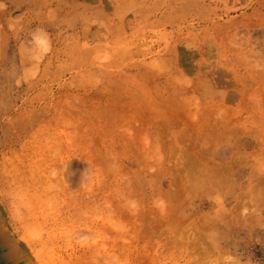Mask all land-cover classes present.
<instances>
[{
    "label": "rangeland",
    "instance_id": "obj_1",
    "mask_svg": "<svg viewBox=\"0 0 264 264\" xmlns=\"http://www.w3.org/2000/svg\"><path fill=\"white\" fill-rule=\"evenodd\" d=\"M0 228L5 264H264V0H0Z\"/></svg>",
    "mask_w": 264,
    "mask_h": 264
},
{
    "label": "bare ground",
    "instance_id": "obj_2",
    "mask_svg": "<svg viewBox=\"0 0 264 264\" xmlns=\"http://www.w3.org/2000/svg\"><path fill=\"white\" fill-rule=\"evenodd\" d=\"M21 175V173H19L17 176H15V177H13L12 179H13V184H12V186L10 185V189H8V192L9 193H11V196H12V198H13V201L15 202V203H17L16 205H17V213L20 215V218H21V220L23 221V223L26 225V230L27 231H36V229H35V227L33 226V224H32V219L31 218H33L32 217V215H31V212H30V203H29V201H30V198H28V194H29V185H30V183H28V182H26V180H25V178H24V176H23V180L21 179V178H19V176ZM21 203H22V205H21ZM21 205V206H20ZM26 208V210H28V217L27 216H25V215H23L22 214V216H21V212L22 211H24V209ZM38 223V222H37ZM122 223V222H121ZM123 224V223H122ZM1 228H0V233H1ZM24 238H25V240L26 241H30V240H32L31 238H30V236H28V235H26V236H23ZM10 239H6V240H4L2 237H0V245H2V246H4V247H6V245H7V243H8V241H9ZM11 241V240H10ZM10 246H12V248H13V242L11 241V243L9 244ZM83 252H85V251H83ZM86 253V252H85ZM81 255V254H80ZM79 255V256H80ZM93 255V254H92ZM37 256V255H36ZM78 257V256H77ZM85 257V258H84ZM87 255H85L84 254V256H83V258H84V260H86L87 258ZM93 257H94V255H93ZM92 257V258H93ZM36 258V257H35ZM74 258H76V256L74 257ZM73 258V259H74ZM79 259H82V257H79ZM3 260V259H2ZM74 260H77V259H74ZM38 264H44V263H42L41 261L40 262H37ZM0 264H5V262L3 261V263H2V261L0 260Z\"/></svg>",
    "mask_w": 264,
    "mask_h": 264
},
{
    "label": "clouds",
    "instance_id": "obj_3",
    "mask_svg": "<svg viewBox=\"0 0 264 264\" xmlns=\"http://www.w3.org/2000/svg\"><path fill=\"white\" fill-rule=\"evenodd\" d=\"M65 169H66V167H65ZM53 175H55V173H53Z\"/></svg>",
    "mask_w": 264,
    "mask_h": 264
}]
</instances>
